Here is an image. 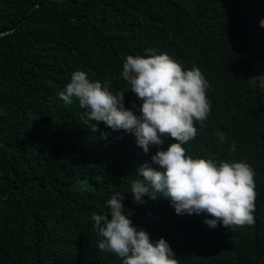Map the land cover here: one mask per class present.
<instances>
[{
    "label": "trees",
    "instance_id": "16d2710c",
    "mask_svg": "<svg viewBox=\"0 0 264 264\" xmlns=\"http://www.w3.org/2000/svg\"><path fill=\"white\" fill-rule=\"evenodd\" d=\"M262 19L264 0H0V264H122L98 250L91 220L116 193L132 226L153 244L163 238L178 264H264ZM149 49L208 82L211 111L182 147L251 166L253 225L209 228L207 213L177 215L159 195L134 202L137 168L176 141L161 136L145 154L132 133L103 122L93 132L78 101L59 98L79 70L125 92L124 108L139 116L120 74L124 57Z\"/></svg>",
    "mask_w": 264,
    "mask_h": 264
},
{
    "label": "clouds",
    "instance_id": "9594fccd",
    "mask_svg": "<svg viewBox=\"0 0 264 264\" xmlns=\"http://www.w3.org/2000/svg\"><path fill=\"white\" fill-rule=\"evenodd\" d=\"M259 26L264 28V19ZM146 52V58L124 57L120 74L129 91L141 101L139 116L124 108L125 92L113 95L107 90L109 81L103 86L99 81L91 82L79 70L71 74L59 98L66 105L78 101L85 109V122H96L93 132L98 130V122H103L114 131L132 133L145 154L149 145L162 144L161 136L176 141L166 151H157L151 164L145 162L137 168L139 178L130 188L134 202L142 204V197L155 200L159 195L170 201L177 215L207 213L212 217L204 220L209 228H216L218 223L227 229L253 225L257 194L251 166L243 161L194 159L182 147L197 134L194 122L203 125L211 111L206 95L208 82L198 68L184 70L167 54H155L150 49ZM217 135L223 143L224 134ZM123 198L124 194H114L107 201V214L91 216L93 230L101 237L98 250L116 255L122 264H178L163 238L153 244L144 230L132 226L122 214Z\"/></svg>",
    "mask_w": 264,
    "mask_h": 264
},
{
    "label": "water",
    "instance_id": "95a60500",
    "mask_svg": "<svg viewBox=\"0 0 264 264\" xmlns=\"http://www.w3.org/2000/svg\"><path fill=\"white\" fill-rule=\"evenodd\" d=\"M61 1H63V0H61Z\"/></svg>",
    "mask_w": 264,
    "mask_h": 264
}]
</instances>
